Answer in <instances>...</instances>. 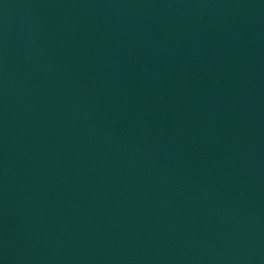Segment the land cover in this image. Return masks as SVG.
Returning a JSON list of instances; mask_svg holds the SVG:
<instances>
[{"label":"water","instance_id":"water-1","mask_svg":"<svg viewBox=\"0 0 264 264\" xmlns=\"http://www.w3.org/2000/svg\"><path fill=\"white\" fill-rule=\"evenodd\" d=\"M0 264H264V0H0Z\"/></svg>","mask_w":264,"mask_h":264}]
</instances>
